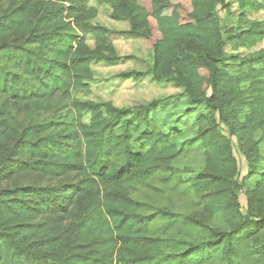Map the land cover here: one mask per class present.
Segmentation results:
<instances>
[{
    "label": "trees",
    "instance_id": "16d2710c",
    "mask_svg": "<svg viewBox=\"0 0 264 264\" xmlns=\"http://www.w3.org/2000/svg\"><path fill=\"white\" fill-rule=\"evenodd\" d=\"M90 1L109 4L113 19L129 21L127 34L143 38L153 53L157 82H173L182 94L134 108L73 97L88 90L93 62L119 60L111 31L92 23L97 11L86 7ZM226 1L10 0L0 13V264L253 258L250 243L264 232V50L252 51L264 29L245 15L264 0H238L245 28L230 31L228 41L219 11ZM87 36L106 53L90 49ZM227 42L248 51L231 57L236 73L225 60ZM24 111L33 119L22 124L16 114ZM47 112L52 116L45 118ZM4 140L11 143L5 152ZM196 143L204 171L183 180L173 164ZM235 150L247 164L243 181ZM24 173L47 182L22 185L15 177ZM69 176L68 183H50ZM158 176L175 189L188 183L187 192L206 198L208 214L222 228H206L200 241L169 237L186 219L167 210L144 213L130 190ZM250 179L254 188L245 185Z\"/></svg>",
    "mask_w": 264,
    "mask_h": 264
},
{
    "label": "rangeland",
    "instance_id": "374dc122",
    "mask_svg": "<svg viewBox=\"0 0 264 264\" xmlns=\"http://www.w3.org/2000/svg\"><path fill=\"white\" fill-rule=\"evenodd\" d=\"M10 0H0V13L6 9ZM261 8L255 11H247L245 18L261 24L264 29V1H260ZM87 8H93L97 11V16L92 23L108 28L111 33L107 36L109 43L114 48L119 60L113 66L107 65L101 60L91 64L92 78L86 81L88 90H81L73 93V97L80 101H89L95 103H112L117 108H134L148 104L154 100L163 99L170 96L180 95L183 88L173 82H157L152 74L153 53L147 47L146 42L141 37H131L127 34L130 30V23L127 20H115L112 17L113 10L109 4H102L96 1H90ZM220 15L224 24V39L226 41L230 31L236 32L245 25L242 23L244 17L241 15L238 0H227L224 7H219ZM87 46L100 53H106L99 49L96 39L93 36H87ZM264 50V39L259 42L252 52ZM227 58L226 63L232 73L239 71L234 68L231 57L244 56L248 51H234L227 42L225 46ZM130 71H141L145 75L141 81L125 80L121 74ZM183 104L180 105L182 108ZM32 113L24 111L21 115L16 114L17 121L25 124L33 119ZM52 116L51 112L45 113L44 117ZM90 116L84 115V121L88 123ZM187 135L182 138L185 140ZM257 138H260V133ZM10 141L4 140L3 152L9 149ZM261 149L264 152V140L261 143ZM237 165L240 172L239 180L243 181L248 173L245 159L235 150ZM206 158L203 151L196 144L184 152L182 151L178 159L175 160L173 167L176 172L183 175V180L191 181L198 173L204 171ZM264 171V160L261 166V172ZM22 185H45L46 180H42L37 173L17 174L15 177ZM73 176L59 178L50 181L51 184L68 183ZM164 176H158L151 179L141 186L134 185L130 190L134 197L143 204L144 213H155L161 210L179 214L186 219L183 227H178L169 233V237L176 240L198 237L199 241L205 236L206 228H222L216 220L212 219L207 211L206 198H199L188 193V183L184 188L175 189L167 184ZM253 179L248 180L247 184L254 188ZM242 211L248 208V201L244 193L239 196ZM252 257L247 259L236 258L234 264H260L264 263V232L250 243ZM244 257V256H242Z\"/></svg>",
    "mask_w": 264,
    "mask_h": 264
}]
</instances>
